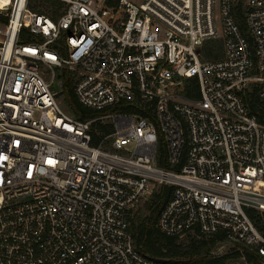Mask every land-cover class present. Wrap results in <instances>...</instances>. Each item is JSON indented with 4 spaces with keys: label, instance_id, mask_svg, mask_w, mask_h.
I'll return each instance as SVG.
<instances>
[{
    "label": "built area",
    "instance_id": "2783aa9c",
    "mask_svg": "<svg viewBox=\"0 0 264 264\" xmlns=\"http://www.w3.org/2000/svg\"><path fill=\"white\" fill-rule=\"evenodd\" d=\"M30 1L0 7V264H196L138 250L134 212L163 186L162 234H223L264 259L246 212H264L248 100L264 103V0ZM45 69L70 70L95 116L67 114Z\"/></svg>",
    "mask_w": 264,
    "mask_h": 264
},
{
    "label": "trees",
    "instance_id": "16d2710c",
    "mask_svg": "<svg viewBox=\"0 0 264 264\" xmlns=\"http://www.w3.org/2000/svg\"><path fill=\"white\" fill-rule=\"evenodd\" d=\"M41 12V11H39ZM2 19H5L2 17ZM238 22L242 27L245 26L243 19L238 18ZM28 37L23 33L22 41L27 42ZM221 51V44L214 42L209 49V55L212 58H217ZM64 92L65 99L68 101L73 112L81 120L93 118L95 115L88 109L84 108L78 101L74 92V78L71 72L64 71ZM198 85L197 80L192 79L190 86L187 88V97L190 98L193 94H197ZM250 105L253 114H255L259 121L264 123V103L256 100L255 95L252 94L250 98ZM107 131V128H103ZM160 157L158 164L161 167L168 168L167 149L163 140H160ZM173 188L170 186H163L157 193H154L151 201L147 204V211L151 212V217L143 219L139 225H136L132 219L131 232L135 238L138 250L145 256L158 259L176 261V262H191L196 264H228L225 257H215L212 252L219 242L225 241L223 234H218L211 238L201 237L200 240L194 241L190 245H182L178 243L179 237H170L162 234L157 228L158 217L172 197ZM248 216L254 222L258 230L264 235V212L260 214L255 209L246 210ZM162 245H165L166 251L163 250ZM245 257L249 264H264V259L254 249L243 247ZM239 255V254H237ZM180 259H185L181 261Z\"/></svg>",
    "mask_w": 264,
    "mask_h": 264
},
{
    "label": "rangeland",
    "instance_id": "374dc122",
    "mask_svg": "<svg viewBox=\"0 0 264 264\" xmlns=\"http://www.w3.org/2000/svg\"><path fill=\"white\" fill-rule=\"evenodd\" d=\"M131 1L137 4L139 3L140 0H131ZM28 7L32 11L46 12L51 15H54L56 11L54 4L47 0H31ZM64 71L71 72L68 69H57L54 72L48 69H45L44 73H45V77L47 80H51L52 78H54L55 82L52 85V91L55 93L59 92L57 95V98H58V102L60 103L62 109L70 116L77 117V115L73 112L72 108L70 107L68 101L65 99V92L63 88ZM72 76H73V73H72ZM59 83L61 84V86L59 85ZM154 193H157V189H155L147 198H145L136 208L134 212V216H133V221L136 225H139V223L143 219L151 217V212L147 211V204L151 201ZM260 214H262V212H260ZM200 239L201 237L198 233L191 232V233L184 235L183 237H179L178 243L187 246L193 243L194 241H198ZM243 247L245 246L231 243L225 240V241L219 242L216 245L212 254L215 257H225L227 259L226 262L228 264H249L245 257V251ZM162 248L164 251H166L165 245H162ZM167 260H170V259H167ZM180 260L185 261V259H180Z\"/></svg>",
    "mask_w": 264,
    "mask_h": 264
},
{
    "label": "bare ground",
    "instance_id": "6f19581e",
    "mask_svg": "<svg viewBox=\"0 0 264 264\" xmlns=\"http://www.w3.org/2000/svg\"><path fill=\"white\" fill-rule=\"evenodd\" d=\"M10 4V0H0V7L5 9Z\"/></svg>",
    "mask_w": 264,
    "mask_h": 264
}]
</instances>
